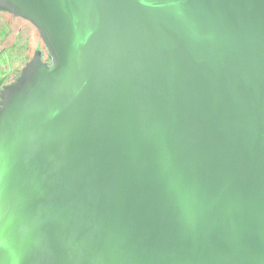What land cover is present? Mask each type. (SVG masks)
Listing matches in <instances>:
<instances>
[{
  "label": "water",
  "instance_id": "1",
  "mask_svg": "<svg viewBox=\"0 0 264 264\" xmlns=\"http://www.w3.org/2000/svg\"><path fill=\"white\" fill-rule=\"evenodd\" d=\"M0 12V264H264V0Z\"/></svg>",
  "mask_w": 264,
  "mask_h": 264
},
{
  "label": "flooded vegetation",
  "instance_id": "2",
  "mask_svg": "<svg viewBox=\"0 0 264 264\" xmlns=\"http://www.w3.org/2000/svg\"><path fill=\"white\" fill-rule=\"evenodd\" d=\"M2 18V22L0 24V45L1 43H6L10 37L11 34H15L16 32L13 33L14 28H12L13 26H15V22L16 21H20V22H23L25 23V25H29L31 27V25L25 21H23L22 19L20 18H16V17H13L12 15L8 14V13H3V12H0V19ZM43 43L41 42L40 44L38 43V45L36 46V50H34V53L36 51H41L43 53V55L46 57V53H45V49H44V46L42 45ZM42 45V46H41ZM2 58V62L6 61L4 58L7 57L4 54H2L1 56ZM29 54L25 55L23 59L19 60L20 62V66L22 64V67L24 66V64L29 61ZM1 62V63H2ZM21 67V68H22ZM20 69H15V71H13V76H12V79L14 80L17 75L19 74L20 72Z\"/></svg>",
  "mask_w": 264,
  "mask_h": 264
},
{
  "label": "trees",
  "instance_id": "3",
  "mask_svg": "<svg viewBox=\"0 0 264 264\" xmlns=\"http://www.w3.org/2000/svg\"><path fill=\"white\" fill-rule=\"evenodd\" d=\"M3 84H4V83H3ZM1 85H2V84H1ZM1 85H0V86H1Z\"/></svg>",
  "mask_w": 264,
  "mask_h": 264
}]
</instances>
